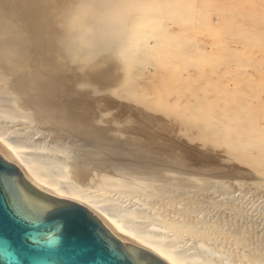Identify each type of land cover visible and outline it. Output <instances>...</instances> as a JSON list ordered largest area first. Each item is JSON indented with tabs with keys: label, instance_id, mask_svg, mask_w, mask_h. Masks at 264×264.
I'll return each instance as SVG.
<instances>
[{
	"label": "rangeland",
	"instance_id": "1",
	"mask_svg": "<svg viewBox=\"0 0 264 264\" xmlns=\"http://www.w3.org/2000/svg\"><path fill=\"white\" fill-rule=\"evenodd\" d=\"M79 1L0 0V34H6L0 43L17 44L20 61L16 71L10 62L17 60L10 55L11 61L6 60L0 50V106L16 105L0 109V154L24 168L37 165L59 188L70 185L97 204L67 199L93 204L104 219L134 226L187 264H236L161 227L138 192L144 183L185 196L200 192L198 202L207 211L213 198L250 200L253 208L246 204L241 220H262L264 228L258 173L253 169L255 178L249 165L196 133L182 117L184 105L199 102L241 101L259 105L256 114L264 111V0H160L166 6L158 17L145 9L151 0H134L144 7L141 14L157 20L142 27L145 44L154 48L142 52L131 67L115 43L98 40L85 53L88 37L82 46L64 42V24ZM259 236L264 239V231ZM131 242L140 246L134 237Z\"/></svg>",
	"mask_w": 264,
	"mask_h": 264
},
{
	"label": "bare ground",
	"instance_id": "2",
	"mask_svg": "<svg viewBox=\"0 0 264 264\" xmlns=\"http://www.w3.org/2000/svg\"><path fill=\"white\" fill-rule=\"evenodd\" d=\"M81 1L77 3L78 6L75 5L76 8L73 7L70 10L71 12L68 14L67 16L68 18L66 19V22L64 24L66 25L65 26L66 30H64V32L66 33V34L64 33L66 38L64 36L63 37H64V42H65V39L66 40L68 39L67 44L69 42V45L71 44V46H82L80 45L82 43L81 40L84 37H88L90 41L88 46L86 47L87 44L84 45L82 43L83 46H85L84 48L86 49L85 53H87V50H89V48H92L91 50L95 49L96 44L99 41H100V44H104L107 42H111L113 44L115 43L117 44V47H118L119 56L125 62L126 67H131L133 63L136 61L137 57L142 52L149 51V50H152V48H154L152 46H148L147 44H145V41L142 35L145 33V31H143L144 29H142V27L145 25H153L154 22H156L157 20L156 18L159 16V14L162 13L163 7L166 6V5L165 6L163 5L162 3L163 0L162 1L160 0L152 1L151 0L147 2V5L145 7L146 11H151V12L158 14L156 18L154 17V15H151V14L149 15L141 14L140 11H142V8L144 7H139V6L137 7L138 4L137 3H136L137 5L134 4V2H136L134 0H84V1L81 0ZM164 1L166 3L168 2V0H164ZM132 3H133V6L136 5L135 6L136 8L129 7L132 5ZM174 3H176V0L173 1V4ZM127 7L130 9L132 8L131 10L129 9L130 12H128L129 10L126 11ZM136 9L139 11L138 12L139 15L133 18V16H136L138 14L136 12L137 11ZM131 11H133V13H131ZM0 16H3V14L0 13ZM90 32L92 36H88ZM5 35H1V36H5ZM167 38H169V36ZM84 40L87 41L86 39ZM3 46H5L3 45V42L0 43V50L3 56L5 57V59L9 61L11 57H13L15 61L17 60V62H15L14 59H12L15 63H11L12 61L10 60L11 68L16 69L14 67L15 64H18L20 62L17 58H15L18 56L17 47H16L17 44L9 43V46H5V48H3ZM6 56H9L10 59L9 57H6ZM1 75H3V73ZM1 79L2 77H0V81ZM2 84H0V92H2V88H1ZM224 93H227V92H224ZM16 95L17 93L13 92V94L11 95L13 96L12 99L16 98L17 97ZM5 98H8V96L7 97L5 96ZM14 101H17V99ZM240 102L239 103L238 102L223 103L220 105H216V103L209 104V102L208 104L206 103L207 105L203 104L204 102L203 103L199 102L196 104H187V105H184L186 115H184L183 113L182 115L184 116H182L181 114L180 115L184 118H187L185 119V121L189 123L188 124L189 126L193 125L195 129L198 130V131L196 130L197 132L195 131L196 133L199 132V134L203 136V138L208 137L209 139L214 140V142H216L217 144L219 143L218 146L219 145L223 146L225 149L223 147L221 148H223L224 151L228 152V154H230L231 157L239 160L240 162L247 164L246 166L249 165L250 167L248 168H251L252 172H254L255 170L260 176L259 182L258 184H256L258 186L256 185L255 186L256 188L261 187L262 192H264V111H261L262 112L261 114L259 113L256 114L257 113L256 110L257 108H259L258 107L259 105L256 106L257 105L256 104L254 106L253 105L249 106V104L247 105L245 103L244 105L243 102L241 103ZM11 103L12 101L10 102L11 106L9 107L8 105H5V106L11 109L12 105H15ZM2 104H4V102L1 103V105ZM2 106H0L1 110L4 109L5 107L4 106L2 108ZM8 111L10 110L8 109ZM177 120H180V119H177ZM180 123H181V120L178 122V124ZM184 124L185 123H183V125ZM190 130L192 131V129ZM9 160L17 164L21 168L25 176L38 188L48 193H51L53 195L62 197V198H66V199L73 198V199L84 200L86 202L95 204L94 201L92 202V200H90L85 194L80 193L79 190L75 189L74 187L70 185L65 186L64 189L59 188L56 185V183L48 179V177H46L40 171V169L36 167L37 165L33 166L29 164V165H26V167L24 168V167H21L20 164H18L17 161H15L13 158H10ZM255 174L256 173L254 172V175ZM255 178H256V175H255ZM186 181H188V179ZM116 182L119 184L121 183L120 180H116ZM254 184H251L253 186L251 185L250 186L254 188ZM247 185L248 184H246V186ZM141 189L142 191L138 192V194L140 193L139 198L143 200L146 208L148 209L147 212L151 211L153 214H155L158 219L157 221H159V224L162 225L161 227H165L169 232H171L177 238L181 237L184 239H188L189 241L190 240L194 241L198 245L204 246L205 248L211 251L219 252L222 255L221 257H223L225 260L227 261L229 260L236 264H264V239L259 236L261 232L264 231L263 230L264 228L262 225L263 221L260 220L256 223L253 222L254 224L253 223L251 224V223L246 222V220L244 222L243 220H241V217L244 215L245 208H247L246 204L247 205L254 204V203L253 204L250 203V200L249 202L245 203L246 200L245 198L242 197L245 201L239 200L240 202H238L236 201V199H231L229 200L230 201L229 202L226 197V201H228V203H222V202L215 201L213 198L212 202L210 201L212 206H210L211 204L207 203L209 201L206 199L208 197L207 196L205 198L207 200L206 205L208 204L210 206V209H208L207 211L205 208H203L204 205L202 206V204L198 202L200 201L199 195H198V193L200 194V192L198 193L194 192L192 195L185 196L184 193L183 194L182 193L173 194V192H175L176 190L172 191V189L166 188L164 186L162 187L156 184H145V183L142 184ZM259 190L261 192V189ZM188 191H190V189H188ZM210 192H208L207 194L210 195ZM133 200L135 201V199ZM256 203L257 202H255V204ZM93 204L87 205V207L95 215H98V217L102 219L105 225H107V227L121 240L125 242H131V237H134L135 239H137L138 242L140 241V246L152 251L153 253L161 257L163 260H165L168 264H187L184 262L185 260L180 255L174 254V252L168 245L166 246V245L161 244V242L157 240H152V238H150L148 234L136 229L134 226L124 225L120 223L119 220H115L113 218H109L107 220L104 219L101 215L97 213V210L96 211L94 210L92 206ZM251 205L249 207H251ZM252 208L253 206L249 209H252ZM95 209H98V208H95ZM151 218L148 217V219H151ZM218 258H220V256Z\"/></svg>",
	"mask_w": 264,
	"mask_h": 264
},
{
	"label": "water",
	"instance_id": "3",
	"mask_svg": "<svg viewBox=\"0 0 264 264\" xmlns=\"http://www.w3.org/2000/svg\"><path fill=\"white\" fill-rule=\"evenodd\" d=\"M0 264H168L85 205L35 186L0 154Z\"/></svg>",
	"mask_w": 264,
	"mask_h": 264
}]
</instances>
